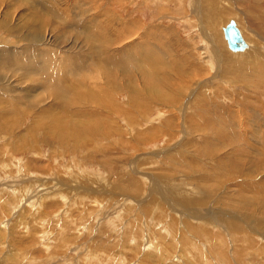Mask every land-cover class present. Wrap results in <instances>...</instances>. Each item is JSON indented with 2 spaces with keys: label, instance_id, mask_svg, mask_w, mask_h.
I'll return each mask as SVG.
<instances>
[{
  "label": "rangeland",
  "instance_id": "1",
  "mask_svg": "<svg viewBox=\"0 0 264 264\" xmlns=\"http://www.w3.org/2000/svg\"><path fill=\"white\" fill-rule=\"evenodd\" d=\"M0 59V264H264V0H0Z\"/></svg>",
  "mask_w": 264,
  "mask_h": 264
},
{
  "label": "water",
  "instance_id": "2",
  "mask_svg": "<svg viewBox=\"0 0 264 264\" xmlns=\"http://www.w3.org/2000/svg\"><path fill=\"white\" fill-rule=\"evenodd\" d=\"M222 36L225 39L226 47L232 51L241 50L245 47L246 43L238 28L236 27L234 20L229 18L221 27Z\"/></svg>",
  "mask_w": 264,
  "mask_h": 264
},
{
  "label": "bare ground",
  "instance_id": "3",
  "mask_svg": "<svg viewBox=\"0 0 264 264\" xmlns=\"http://www.w3.org/2000/svg\"><path fill=\"white\" fill-rule=\"evenodd\" d=\"M234 20V23H235V25H236V22H235V19H233ZM214 23L213 24H211V27H213L214 28ZM237 27V26H236ZM238 28V27H237ZM238 30H239V32H240V35L242 36V33H241V31H240V29L238 28ZM242 38H243V36H242ZM244 39V38H243ZM225 40V39H224ZM245 41V40H244ZM245 43H246V45H245V47L243 48V49H241V50H235V51H232L231 50V52H235V53H239V52H243L246 48H248V44H247V42L245 41ZM230 50V49H229ZM240 54V53H239ZM1 60V59H0ZM6 60H8V59H6ZM45 62V61H44ZM2 63V62H1ZM8 63V62H7ZM48 63V60L46 61V64ZM46 64H44L45 65V67L43 66V68L44 69H48V67H47V65ZM49 64V63H48ZM3 65V64H2ZM42 70V69H41ZM43 71V70H42ZM47 71V70H46ZM44 72V71H43ZM148 72V71H147ZM58 74V76H60V78L62 77V73H60V72H58L57 73ZM149 74V73H148ZM153 75V74H152ZM52 78V77H51ZM59 78V79H60ZM154 78V77H153ZM161 78V77H160ZM155 79V78H154ZM150 80H152V79H150ZM46 81V80H45ZM50 81V80H49ZM162 81H164V80H162ZM46 83V82H45ZM152 87V86H151ZM79 130V129H78Z\"/></svg>",
  "mask_w": 264,
  "mask_h": 264
}]
</instances>
